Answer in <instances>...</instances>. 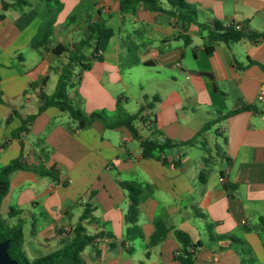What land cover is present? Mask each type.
I'll use <instances>...</instances> for the list:
<instances>
[{
	"label": "crops",
	"instance_id": "1",
	"mask_svg": "<svg viewBox=\"0 0 264 264\" xmlns=\"http://www.w3.org/2000/svg\"><path fill=\"white\" fill-rule=\"evenodd\" d=\"M24 1L4 8L16 0H0V167L20 150L28 166L8 175L0 212L9 225L21 221L27 258L59 249L87 208L86 232L101 235L82 251L86 264H180L175 230L201 243L194 264H264V102L256 100L264 0H185L195 11L190 20L139 2L120 10L121 0ZM216 22L241 28L228 41L212 39ZM92 23L112 35L92 34ZM42 25L50 35L33 47ZM86 37L81 61L70 64L71 103L101 112L107 123L142 106L151 123L133 122L138 137L98 118L78 128L49 106L26 133L12 136L39 106L38 89H55L66 59L53 48L72 49ZM149 137L172 146L158 158L143 157L139 142ZM40 166L54 168L57 179L40 175ZM120 181L141 186L140 234L128 233V193ZM156 220L166 232L150 246ZM210 232L234 240L214 241Z\"/></svg>",
	"mask_w": 264,
	"mask_h": 264
},
{
	"label": "trees",
	"instance_id": "2",
	"mask_svg": "<svg viewBox=\"0 0 264 264\" xmlns=\"http://www.w3.org/2000/svg\"><path fill=\"white\" fill-rule=\"evenodd\" d=\"M138 2L144 4L152 11H163L171 16L178 14L179 17L185 20H190V15L195 14L192 6L185 0H166L170 7L169 9H165L162 6L161 0H121L120 10H124L132 6L134 3ZM25 4L26 1L24 0H16V2L12 4L3 3V7H20ZM49 11H51V9ZM52 12L55 13L56 10L52 9ZM183 12L186 14H184ZM215 29L217 32H213L211 34L212 39H222L224 41H228L233 34H236V30H233V28L223 27L218 22L215 23ZM90 31L96 36L103 37L110 36L113 33L112 29L107 28L100 23H92L90 25ZM49 35V29L45 25H42L40 31L32 38L31 45L33 47L42 45L47 41ZM88 38L89 37L82 39L80 42H78V44L74 45L72 49L65 48L61 45L53 48V52L55 54L64 55L66 59V63H64L60 68L55 89L49 95H47L41 88L38 89V97L41 101L39 106L34 113L29 114L21 119L20 125L12 133V136L17 137L21 133H26L29 130V125L36 117V115H38L41 111L49 106H55L60 110L66 112L69 117L77 123L78 128L86 127L93 121V119L98 118L105 127L114 128L125 126L131 132L133 137H138L137 130L134 127L133 122L138 118L141 119V121L143 120V116L140 114L143 111L144 107L140 106L134 114H122L118 116L115 121L107 123L105 121L104 115L101 112L95 111L91 113H84L71 103L67 94V88L71 83L70 64L74 61H81L79 52L81 51V48L88 43ZM206 51L210 53L211 46L206 47ZM29 86L36 87L37 84L30 83ZM155 100L156 98L153 97L152 100L146 104L147 108H150L152 102ZM206 126L207 125L204 124L202 126V129L206 128ZM192 142V140H188L183 144L190 145L192 144ZM139 145L141 149V155L143 157L158 158L166 148L172 146V143L165 139L158 140L155 137H149L140 139ZM20 148L22 149L21 143ZM27 167L28 166L25 164L22 157L21 150L16 157L10 160V162L0 167V205L3 197L8 190V175L15 169ZM35 170L42 176H48L53 180L57 179L56 170L54 168H45L43 166H40ZM119 183L128 193V209L125 214L126 223L130 224L128 233L136 231L138 232V234H140L139 227L137 225V218L139 212L138 205L140 201L141 186L138 183L128 181H120ZM8 214L10 215V213ZM86 219H90V212L87 208L82 211L69 236L61 242V247L59 249L47 255L34 258L33 260H29L27 258L22 248L23 233L20 223L21 221H18L14 225H9L2 217L1 212L0 240H8V255L20 264H86L81 257L82 251L88 245L93 244L96 238L101 235L100 233L88 234L86 232V229L83 225V221H85ZM260 222L264 226V218H260ZM154 224L155 229L149 240L150 246L157 244L166 232V227L163 220H156ZM174 236L180 243V248L176 251L174 257L179 261L180 264H194L195 253L196 250L201 246V243H192L188 234L180 230H175ZM127 238H130L129 235H127ZM210 238L214 241L227 238L234 240V238L228 234L215 235L212 232H210Z\"/></svg>",
	"mask_w": 264,
	"mask_h": 264
},
{
	"label": "built area",
	"instance_id": "3",
	"mask_svg": "<svg viewBox=\"0 0 264 264\" xmlns=\"http://www.w3.org/2000/svg\"><path fill=\"white\" fill-rule=\"evenodd\" d=\"M233 28L235 30H239L241 28V25L240 24H234L233 25ZM256 100L260 103H263L264 102V75H262L260 77V80H259V86H258V90H257V93H256ZM151 111L150 110H146L143 114V123L145 125H148L151 123Z\"/></svg>",
	"mask_w": 264,
	"mask_h": 264
},
{
	"label": "water",
	"instance_id": "4",
	"mask_svg": "<svg viewBox=\"0 0 264 264\" xmlns=\"http://www.w3.org/2000/svg\"><path fill=\"white\" fill-rule=\"evenodd\" d=\"M194 73L206 74L205 72L193 71ZM8 240H0V264H20L11 258L7 252Z\"/></svg>",
	"mask_w": 264,
	"mask_h": 264
},
{
	"label": "rangeland",
	"instance_id": "5",
	"mask_svg": "<svg viewBox=\"0 0 264 264\" xmlns=\"http://www.w3.org/2000/svg\"><path fill=\"white\" fill-rule=\"evenodd\" d=\"M135 110H136V105H133V108L130 111H135Z\"/></svg>",
	"mask_w": 264,
	"mask_h": 264
}]
</instances>
